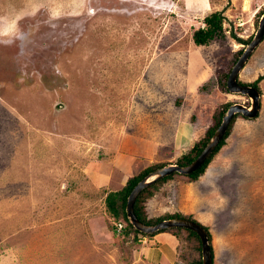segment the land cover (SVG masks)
Returning a JSON list of instances; mask_svg holds the SVG:
<instances>
[{
	"label": "rangeland",
	"instance_id": "rangeland-1",
	"mask_svg": "<svg viewBox=\"0 0 264 264\" xmlns=\"http://www.w3.org/2000/svg\"><path fill=\"white\" fill-rule=\"evenodd\" d=\"M263 11L264 0H0V264H75L80 253L79 264H120L132 245L106 195L148 165L177 164L191 149L177 121L209 111L210 127L220 105L248 106L218 82ZM214 12L223 37L196 46ZM239 81L257 83V117L234 121L197 181L173 176L143 203L148 219L206 223L212 264H264V36ZM174 237L158 233L143 258L163 263L169 248L170 264H187Z\"/></svg>",
	"mask_w": 264,
	"mask_h": 264
},
{
	"label": "trees",
	"instance_id": "trees-1",
	"mask_svg": "<svg viewBox=\"0 0 264 264\" xmlns=\"http://www.w3.org/2000/svg\"><path fill=\"white\" fill-rule=\"evenodd\" d=\"M263 13H264V11H263ZM263 13H261L260 16ZM224 21H225V17L223 16V13H221V12H214V13L210 14L209 16H206L203 19L204 26L201 28H198L197 30L192 32L193 43L196 46H207L212 41L219 39V38H222L223 34H224L223 28H222ZM235 39L238 43L243 44V45L248 44L250 41V40L249 41H243L242 39H238V38H235ZM241 52L242 51H237L235 53L236 55L234 57L233 65L236 62V60L238 59L237 57L240 56ZM229 71H230V69L223 75V78L218 82L219 87L222 88L223 91H226L225 82H226ZM238 84L247 85V86H250V87L257 89V86H256L257 83L256 82H253L251 84H242V83L238 82ZM229 106H230V103H224V104L220 105V107L216 111L217 113L212 115V119H213L212 126L208 127V129L206 130L204 137L202 139L195 142V144L192 146V148L189 151H187L186 154L182 155L180 157V159H178L177 165H180V166L189 165L191 162H193L198 157V155L201 153L202 149L206 145L207 140L209 139V137L211 136L213 131L216 129V127L219 125L222 114L225 112V110ZM237 118H242V117L239 115L233 116V118L231 119L225 133L223 134V136L220 140V143L214 149L213 153L201 165V167H199L197 170H195L194 172H192L189 175H179L177 173L171 174V175H169V176H167L161 180L156 181L155 183H153L149 187L145 188L144 190H142L138 194V196L136 197V200L134 202V205H133V212H134L135 216L137 217V219H139L141 222H143L145 224H154V223H157L161 220L169 219V218H183V219L194 221L190 215L186 216V215H182L181 213H178V212L173 213V214L172 213H166V215H164V216H160V217L153 218V219H148L146 217L145 212H144L143 203L146 200V198L153 195L154 191L157 190L160 183L165 182L168 179H171L173 176L178 177V178L182 179L183 181L185 180L186 182H193V181L197 180L201 175H203L207 166L212 161L214 156L225 145V139L230 134L232 124L234 123L235 119H237ZM159 167H162V166H160L159 164L148 165L147 167L140 170L137 174H135L133 176V178L129 179L127 184L121 190H119L117 192L108 193L106 195L105 201H104L106 211L110 214L111 218L113 220H115L114 222L123 221L126 224L125 235L132 234L137 239L138 238L140 239V237L141 238L142 237H152L155 234H158L162 231L173 234L174 236L176 234H181V236L183 237V240L186 243V250L184 251V253H181V256H183V258L185 259L187 264H201L200 241H199L198 236L194 232H192L188 229L177 227V228H172V229L161 230V231H158V232L153 233V234H143L141 232L135 231L127 222L126 215H125V205H126V199H127L128 195L130 194L132 189L135 187V184L139 180H141L148 173L152 172L153 170H155ZM203 229L205 230L208 241H209V248H210V252H211V264H212V248H211V244H210V234L208 233V230L205 227H203Z\"/></svg>",
	"mask_w": 264,
	"mask_h": 264
},
{
	"label": "water",
	"instance_id": "water-1",
	"mask_svg": "<svg viewBox=\"0 0 264 264\" xmlns=\"http://www.w3.org/2000/svg\"><path fill=\"white\" fill-rule=\"evenodd\" d=\"M263 36L264 14L261 15L255 35L252 37L248 45L243 48L240 56L231 67L225 82L227 92L232 95L245 97L248 100V106H243L238 103L231 104L222 114L219 125L213 131L201 153L193 162L186 166L168 164L153 170L135 184V187L126 199V219L128 224L137 232H141L143 234H153L161 230L177 227L194 232L200 241L201 264H211V252L206 232L199 223L183 218H169L154 224H145L135 216L133 212V205L138 194L156 181L174 173L189 175L201 167V165L213 153L214 149L220 143V140L234 115H239L244 119H254L257 117L260 108V93L256 88L238 84V76L246 65L248 59L251 57L252 53L262 42Z\"/></svg>",
	"mask_w": 264,
	"mask_h": 264
},
{
	"label": "crops",
	"instance_id": "crops-1",
	"mask_svg": "<svg viewBox=\"0 0 264 264\" xmlns=\"http://www.w3.org/2000/svg\"><path fill=\"white\" fill-rule=\"evenodd\" d=\"M240 73H239V75H240ZM238 80H239V76H238ZM243 83L245 84V82H243ZM246 84H248V83H246ZM218 93L224 94L223 91L221 92V90L216 92L215 94H213V98L216 101H219V98H221V97H219ZM226 94L227 93H225V95H224L225 96V100H228L227 97H226L227 96ZM223 102H226V101H223ZM200 113L203 114L201 111H200ZM204 115H206V116H204L202 118L201 117H197L196 121H195V124H191V123H188V122L187 123L179 122V121L176 122V126L174 127L175 128V134H176V140L178 141V144L180 145V147H183L182 148L183 150L186 151L188 148H192V146L196 142V140L194 138L196 132L197 131H202L204 128L208 127V124L211 121V116L209 114V111H208L207 114H204ZM192 132L195 133L194 136L192 135ZM173 145H174V148H177V145H175L174 143H173ZM195 181H197V180H195ZM198 182H201V181L199 180ZM206 219L207 218L205 217L204 220H206ZM196 220L195 221L198 222L199 224L201 223L202 226L204 225L203 227L207 226V224L202 222L201 220H199V219H196ZM220 223H222V222H220ZM168 234H169V239L174 241V244H175L174 235H172L170 233H168ZM156 236H158V234H156L155 236H152V237H142L140 239L139 238L138 239L135 238V236H133L132 234H129V235L125 236L128 241L125 242V243H122V244H124L126 246L132 245V248L129 251H127L128 248H126V249L124 248L123 253L121 254V262H120V264H142V263L143 264H170V263L174 262L175 258H176L175 257L176 250L175 249H169V248L167 249V252L172 254L171 255L172 257H170L169 260H165V262H163V263H160V261H157L156 263H154L153 260L146 261L143 258V255L141 254L145 250V248H143V247L146 246V245H149V244H153L154 245V241L152 240V238H155ZM159 246H161V245L159 244L157 246V248ZM95 248L98 250L99 245H97ZM247 248H250L247 251V253H249L248 254L249 256H253L254 255V256L258 257V253H256V252H259V249L255 250L256 246H254V244L251 245V247H247ZM97 253H99V252L97 251ZM128 253H129V256H128ZM131 253H132V255H131ZM81 255H82V253H80V257H78V261L75 264H79L80 260H82L81 263H84ZM117 260H118V258H117ZM95 261L96 262H94V264H98V258ZM70 262H72V261H70ZM70 262H69V264L73 263V262L72 263H70ZM86 262H88V261H86ZM150 262H153V263H150Z\"/></svg>",
	"mask_w": 264,
	"mask_h": 264
},
{
	"label": "built area",
	"instance_id": "built-area-1",
	"mask_svg": "<svg viewBox=\"0 0 264 264\" xmlns=\"http://www.w3.org/2000/svg\"><path fill=\"white\" fill-rule=\"evenodd\" d=\"M124 227H125V226H124L122 223H119V224L116 225V229H117V231H119V232L122 231V230L124 229Z\"/></svg>",
	"mask_w": 264,
	"mask_h": 264
},
{
	"label": "flooded vegetation",
	"instance_id": "flooded-vegetation-1",
	"mask_svg": "<svg viewBox=\"0 0 264 264\" xmlns=\"http://www.w3.org/2000/svg\"><path fill=\"white\" fill-rule=\"evenodd\" d=\"M238 82H240L239 80H238ZM240 83H242V82H240ZM242 84H244V83H242ZM231 105V104H230Z\"/></svg>",
	"mask_w": 264,
	"mask_h": 264
},
{
	"label": "clouds",
	"instance_id": "clouds-1",
	"mask_svg": "<svg viewBox=\"0 0 264 264\" xmlns=\"http://www.w3.org/2000/svg\"><path fill=\"white\" fill-rule=\"evenodd\" d=\"M204 25V24H203ZM243 119V118H242ZM126 225V224H125ZM124 228H126V226L124 227Z\"/></svg>",
	"mask_w": 264,
	"mask_h": 264
},
{
	"label": "bare ground",
	"instance_id": "bare-ground-1",
	"mask_svg": "<svg viewBox=\"0 0 264 264\" xmlns=\"http://www.w3.org/2000/svg\"><path fill=\"white\" fill-rule=\"evenodd\" d=\"M254 200V199H253Z\"/></svg>",
	"mask_w": 264,
	"mask_h": 264
}]
</instances>
